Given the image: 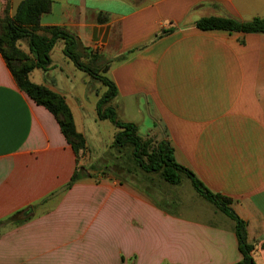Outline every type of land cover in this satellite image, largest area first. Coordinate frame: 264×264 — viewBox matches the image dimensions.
<instances>
[{
  "label": "crops",
  "instance_id": "obj_1",
  "mask_svg": "<svg viewBox=\"0 0 264 264\" xmlns=\"http://www.w3.org/2000/svg\"><path fill=\"white\" fill-rule=\"evenodd\" d=\"M24 1L0 0V19L14 18ZM138 1L51 0L40 26L64 28L104 58L118 119L140 136L147 124L180 165L230 198L256 264H264V34L196 27L205 17H264V0ZM18 46L30 53L28 40ZM64 49L59 41L50 69L30 80L65 98L88 148V132L103 123L101 94ZM89 158L87 149L78 161L55 116L19 88L0 51V264L243 260L235 222L215 207L184 200L160 207L147 186L97 170L70 186ZM17 214L19 222H8Z\"/></svg>",
  "mask_w": 264,
  "mask_h": 264
},
{
  "label": "trees",
  "instance_id": "obj_2",
  "mask_svg": "<svg viewBox=\"0 0 264 264\" xmlns=\"http://www.w3.org/2000/svg\"><path fill=\"white\" fill-rule=\"evenodd\" d=\"M51 4V0H25L14 18L0 19V51L19 88L55 116L63 135L73 146L79 161V158L87 152V141L77 131L72 111L65 98L30 80L32 71L50 69V53L59 41H63L66 57L73 61L81 71L106 88L98 100L97 112L100 120H109L117 129L112 147L121 153L123 148L131 146L136 165L145 173L159 174L161 179L171 186L180 185L184 175L187 176L197 194L235 222V233L243 255V260L238 264H256L252 255L254 247L247 239V223L240 219L232 209V200L224 195L213 193L191 170L180 165L176 161L175 149L170 142L161 140L155 147H152V140L141 137L135 124L125 123L118 119L115 108L111 106V102L118 95V90L116 85L103 75L108 69V63L103 62L104 58L87 49L83 50L77 37L66 29L40 26V18L51 10ZM196 27L202 31L222 30L264 34V17L248 22H241L231 17H205L196 22ZM173 31V28L164 30L163 34ZM24 39L29 42L30 53L24 52L18 46V43ZM84 59L88 61L85 62ZM85 170L89 169L85 166L76 169L70 186L86 177ZM106 174L107 172L104 171L103 175ZM147 188L151 194L150 187ZM158 206L163 207L162 203H158ZM13 221H20L19 214L8 220V222Z\"/></svg>",
  "mask_w": 264,
  "mask_h": 264
},
{
  "label": "rangeland",
  "instance_id": "obj_3",
  "mask_svg": "<svg viewBox=\"0 0 264 264\" xmlns=\"http://www.w3.org/2000/svg\"><path fill=\"white\" fill-rule=\"evenodd\" d=\"M138 2H143V0H139ZM84 61L87 62L88 60L84 59ZM96 87L99 89L101 95L106 91V88L98 81ZM103 87L105 91L101 90ZM94 100L97 99L92 95L89 104ZM145 126L148 125L146 124ZM144 128L140 130V134H144L141 137L151 139L152 147H155L157 143L161 142L163 137L159 133H154V131L149 132ZM116 134L117 129L109 120H103V123L98 121V124H94L91 127V130L88 132V149L91 153V161L90 158L87 160L86 168L89 170H97L100 175H103L105 171L107 175H113L120 181L134 182L138 185L150 187L154 197L163 205L178 200L193 201L200 202L204 205L202 210L212 212V207L215 206L197 194L187 176L184 175L180 185L171 186L164 182L159 174H148L140 169L132 156L133 148L131 146L123 148L121 153L114 149L112 146ZM158 192H161V194ZM168 206H170L169 210L176 211L175 205L171 204Z\"/></svg>",
  "mask_w": 264,
  "mask_h": 264
}]
</instances>
